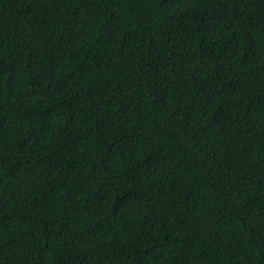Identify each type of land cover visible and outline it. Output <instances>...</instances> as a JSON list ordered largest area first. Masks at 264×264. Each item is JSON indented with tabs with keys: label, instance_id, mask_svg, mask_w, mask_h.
Wrapping results in <instances>:
<instances>
[{
	"label": "trees",
	"instance_id": "obj_1",
	"mask_svg": "<svg viewBox=\"0 0 264 264\" xmlns=\"http://www.w3.org/2000/svg\"><path fill=\"white\" fill-rule=\"evenodd\" d=\"M0 264H264V0H0Z\"/></svg>",
	"mask_w": 264,
	"mask_h": 264
}]
</instances>
